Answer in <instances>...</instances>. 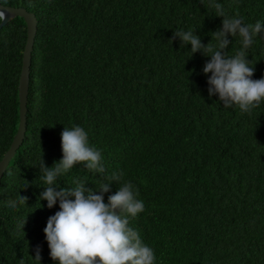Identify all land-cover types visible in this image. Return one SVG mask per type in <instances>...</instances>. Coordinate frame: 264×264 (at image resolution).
I'll return each instance as SVG.
<instances>
[{"label": "trees", "instance_id": "trees-1", "mask_svg": "<svg viewBox=\"0 0 264 264\" xmlns=\"http://www.w3.org/2000/svg\"><path fill=\"white\" fill-rule=\"evenodd\" d=\"M215 3L229 18L264 24V0H0L36 19L24 137L0 178V264H59L44 232L59 201L49 209L40 199V165L62 160L61 133L75 126L106 172L77 164L59 188L79 181L98 191L122 172L105 203L132 183L145 207L129 227L155 264H264V101L250 113L225 108L203 72L212 53L172 40L192 30L218 50ZM228 39L234 57L242 38ZM24 42L21 18L0 28V159L17 129ZM246 51L252 79L264 78V32ZM20 195L27 203L6 207Z\"/></svg>", "mask_w": 264, "mask_h": 264}, {"label": "clouds", "instance_id": "clouds-1", "mask_svg": "<svg viewBox=\"0 0 264 264\" xmlns=\"http://www.w3.org/2000/svg\"><path fill=\"white\" fill-rule=\"evenodd\" d=\"M213 6L216 16L223 18L222 28L214 33L219 40L218 50L213 52L192 30L178 31L172 40L179 38L181 46L190 44L192 54L211 52V60L203 68L204 74L211 73L207 80L209 96L218 94L225 108L237 105L242 112L250 113L264 101V78L252 79L255 67L249 65L246 50L253 44L254 37L264 32V24L260 21L245 24L241 17H227L221 4ZM5 19V13L0 12V20ZM229 35L242 38V48L234 57L224 51L231 43ZM61 147L62 160L49 168L42 159L40 165L44 173L42 179L48 185L40 199L47 201L49 209L59 201L60 208L48 218L44 229L51 258L59 264H155L153 249L129 227L128 217H136L145 207L143 201L136 198L139 193L134 191L132 183L124 182L115 194L108 196L107 203L104 194L111 191L113 182L117 184L122 180V172L111 174L98 191L86 188L85 183L79 181L75 182V187L59 188L58 177L77 164H84L96 174L106 172L101 152L89 145L88 134L82 127L64 128ZM27 187L28 184L24 186ZM27 200L28 197L20 195L18 201L8 200L6 207L16 208L18 203H27ZM36 257L40 259L39 246Z\"/></svg>", "mask_w": 264, "mask_h": 264}, {"label": "water", "instance_id": "water-1", "mask_svg": "<svg viewBox=\"0 0 264 264\" xmlns=\"http://www.w3.org/2000/svg\"><path fill=\"white\" fill-rule=\"evenodd\" d=\"M0 12H4L6 19L0 20V28L5 26L15 17H19L25 24V42L22 50L20 72L17 82V102H18V124L16 132L11 140L8 149L0 159V178L5 168L20 146L25 132V114H26V98L28 89V71L30 64V56L33 46V40L36 33V19L34 15L27 12L23 8H14L0 5Z\"/></svg>", "mask_w": 264, "mask_h": 264}]
</instances>
